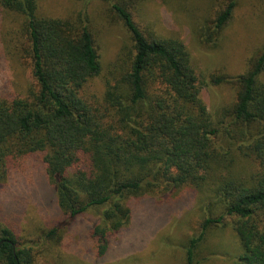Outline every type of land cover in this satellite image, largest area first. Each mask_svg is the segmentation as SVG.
<instances>
[{"label": "trees", "instance_id": "16d2710c", "mask_svg": "<svg viewBox=\"0 0 264 264\" xmlns=\"http://www.w3.org/2000/svg\"><path fill=\"white\" fill-rule=\"evenodd\" d=\"M105 1L126 30L129 48L98 99L89 82L103 65L86 9L60 18L43 14L38 0H0V18L3 11L20 17V52L34 78L26 96L0 84V184L9 179L13 160L38 153L56 199L50 238L95 212L97 220L85 231L101 260L113 237L132 223V200L157 202L160 195L171 211L188 190L200 205L208 200L209 210L188 240L186 264H198L208 229L228 220L241 244L234 264H264V49L245 73L213 79L238 91L235 104L215 118L201 97L206 84L186 43L153 34L134 19L151 0ZM238 1L161 0L183 18L203 8L208 17L198 38L209 48L220 44ZM242 160L250 169H239ZM2 262L33 264L12 227L1 231Z\"/></svg>", "mask_w": 264, "mask_h": 264}, {"label": "rangeland", "instance_id": "374dc122", "mask_svg": "<svg viewBox=\"0 0 264 264\" xmlns=\"http://www.w3.org/2000/svg\"><path fill=\"white\" fill-rule=\"evenodd\" d=\"M194 3L198 4L192 1L191 6ZM38 4L43 14L60 18L76 16L86 9L103 65L101 75L90 80L89 91L102 99L107 82L119 73L124 48H129L126 30L109 11L111 4L105 0H38ZM191 11L192 16L197 11L195 17L187 18L184 13L183 18L178 8L173 12L161 0H151L145 8L134 11L133 16L149 32L179 37L186 43L197 74L206 84L201 97L217 118L222 110L235 104L238 91L230 84H215L213 79L245 73L250 60L264 49V0H239L220 44L214 48L205 46L198 38L200 25L208 16L202 14L203 8ZM20 28L18 15L2 12L0 40L4 57L0 59V84L26 96L34 78L29 62L21 56ZM261 80L264 82V73ZM238 167L245 171L251 165L242 160ZM184 192L185 199L171 211L165 209L166 204H160V195L154 196L157 202L151 198L132 200L136 211L132 223L113 237L108 258L101 260L95 257L85 231L92 227L93 219L97 220L95 212L76 218L71 226L62 225L55 232L57 235L50 238L56 227L55 194L46 182L39 154H28L12 161L9 179L0 184V213L4 214L0 215V236L3 228L12 227L20 248L32 253L33 264H186V245L199 233L200 224L208 215L209 202L200 205L197 193ZM209 195L211 192L203 198ZM157 225L159 228L153 229ZM240 252V239L228 220L208 229L196 259L198 264H234Z\"/></svg>", "mask_w": 264, "mask_h": 264}]
</instances>
